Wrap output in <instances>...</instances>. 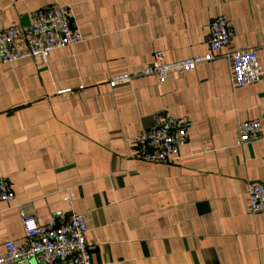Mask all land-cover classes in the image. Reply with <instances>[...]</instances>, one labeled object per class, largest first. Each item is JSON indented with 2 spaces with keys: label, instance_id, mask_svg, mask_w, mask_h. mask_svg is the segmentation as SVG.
<instances>
[{
  "label": "crops",
  "instance_id": "crops-1",
  "mask_svg": "<svg viewBox=\"0 0 264 264\" xmlns=\"http://www.w3.org/2000/svg\"><path fill=\"white\" fill-rule=\"evenodd\" d=\"M54 5L83 42L46 64L0 66V179L15 194L0 202V255L25 241L22 209L40 225L83 215L91 264H264V214L248 195L250 181L264 185V0H0V31ZM220 15L231 50L258 51L260 83L235 88L227 57L163 85L141 75L158 51L209 53ZM124 73L132 83L110 87ZM162 111L191 122L188 142L174 161L144 162L136 139ZM250 120L261 139L240 146Z\"/></svg>",
  "mask_w": 264,
  "mask_h": 264
},
{
  "label": "built area",
  "instance_id": "built-area-1",
  "mask_svg": "<svg viewBox=\"0 0 264 264\" xmlns=\"http://www.w3.org/2000/svg\"><path fill=\"white\" fill-rule=\"evenodd\" d=\"M67 7L54 5L40 11L29 27L10 26L0 31V66L25 59H40L47 63L57 49L73 47L83 42L78 28L71 25ZM234 37L227 19L220 15L210 25L209 53L203 56L168 62L166 53L158 51L142 76L154 75L161 85L170 75H184L196 70L198 65L227 57L232 61V81L235 88L256 85L263 80L261 63L256 49L231 50ZM133 75L124 73L111 77L110 87L129 86ZM84 90V87H80ZM69 91H62L65 94ZM191 122L170 115L167 111L156 114L154 126L136 139L135 157L148 163H168L179 156L180 148L188 142ZM259 120L244 121L239 125L237 144L248 146L261 139ZM250 211L264 214V185L248 183ZM15 194L10 185L0 179V202L10 203ZM25 241L4 243L5 252L0 264H91L87 242L88 227L83 215L75 214L59 225L37 223L34 217L21 209Z\"/></svg>",
  "mask_w": 264,
  "mask_h": 264
}]
</instances>
